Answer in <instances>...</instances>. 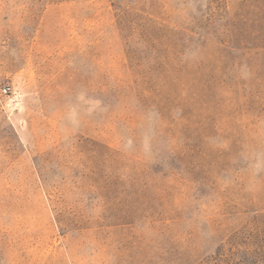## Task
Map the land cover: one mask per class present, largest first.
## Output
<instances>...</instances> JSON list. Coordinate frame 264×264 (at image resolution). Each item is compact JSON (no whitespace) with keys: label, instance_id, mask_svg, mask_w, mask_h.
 Returning a JSON list of instances; mask_svg holds the SVG:
<instances>
[{"label":"rangeland","instance_id":"1","mask_svg":"<svg viewBox=\"0 0 264 264\" xmlns=\"http://www.w3.org/2000/svg\"><path fill=\"white\" fill-rule=\"evenodd\" d=\"M0 264H264V0H0Z\"/></svg>","mask_w":264,"mask_h":264},{"label":"built area","instance_id":"2","mask_svg":"<svg viewBox=\"0 0 264 264\" xmlns=\"http://www.w3.org/2000/svg\"><path fill=\"white\" fill-rule=\"evenodd\" d=\"M0 93L6 99V105L8 107H11L18 103L19 98L14 92L13 88H11L10 86L5 85L0 88Z\"/></svg>","mask_w":264,"mask_h":264}]
</instances>
